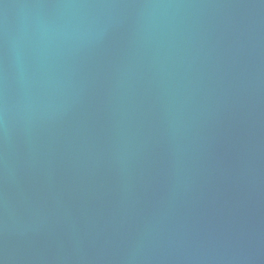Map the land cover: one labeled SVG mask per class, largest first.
<instances>
[{"label":"water","instance_id":"1","mask_svg":"<svg viewBox=\"0 0 264 264\" xmlns=\"http://www.w3.org/2000/svg\"><path fill=\"white\" fill-rule=\"evenodd\" d=\"M0 264H264V0H0Z\"/></svg>","mask_w":264,"mask_h":264}]
</instances>
